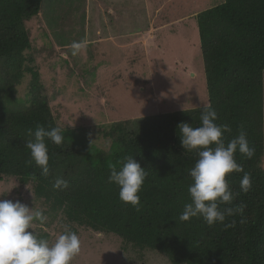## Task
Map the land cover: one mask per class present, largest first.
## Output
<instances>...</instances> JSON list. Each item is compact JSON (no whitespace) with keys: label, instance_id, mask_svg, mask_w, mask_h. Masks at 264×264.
<instances>
[{"label":"trees","instance_id":"trees-1","mask_svg":"<svg viewBox=\"0 0 264 264\" xmlns=\"http://www.w3.org/2000/svg\"><path fill=\"white\" fill-rule=\"evenodd\" d=\"M44 1L0 0V178L33 183L36 198L70 224L114 234L172 264H264V0H224L196 16L215 123L231 128L225 144L243 131L255 149L250 159L235 153L243 171L226 176L235 199L220 206L244 204L243 214L211 227L202 218L179 220L191 202L189 170L198 157L181 147L178 125L199 127L205 107L99 127L97 134L112 142L108 150L91 143L87 129H64L60 146L46 138L48 176L29 163L28 130L59 127L40 75L25 55L31 47L26 23L41 13ZM25 74L32 77L27 101L15 109V88ZM127 157L148 172L140 211L122 203L118 186L109 182L111 167L119 170ZM244 173L251 176L247 193L240 187ZM57 177L68 181L66 189L53 187ZM37 237L48 240L47 234Z\"/></svg>","mask_w":264,"mask_h":264},{"label":"rangeland","instance_id":"rangeland-1","mask_svg":"<svg viewBox=\"0 0 264 264\" xmlns=\"http://www.w3.org/2000/svg\"><path fill=\"white\" fill-rule=\"evenodd\" d=\"M224 0H45L26 23L31 47L25 55L40 75L62 130L87 129L88 140L108 150L99 127L147 116L204 108L209 104L197 14ZM73 41L84 48L72 55ZM31 75L15 88L14 107L27 101ZM264 167V159L262 162ZM0 200H20L47 219L34 221L51 245L65 228L81 251L72 264H172L114 234L70 224L35 195L33 183L0 178Z\"/></svg>","mask_w":264,"mask_h":264},{"label":"clouds","instance_id":"clouds-1","mask_svg":"<svg viewBox=\"0 0 264 264\" xmlns=\"http://www.w3.org/2000/svg\"><path fill=\"white\" fill-rule=\"evenodd\" d=\"M72 55L76 56L84 48L82 41H73ZM216 112L211 105L205 106L200 115V126L192 127L189 123L178 125L180 145L187 153H195L198 157L189 170L192 183L188 187L190 203L184 206L179 216L181 222L190 218H202L208 226L217 222L223 223L226 216L243 214L246 205H232L235 194L230 188L226 176L233 171L241 172L242 167L235 160V153L252 158L255 149L249 146L246 134L241 131L238 136L225 144L224 133H230L228 125H218ZM31 139L26 141L31 160L41 169V175L49 174V155L46 138L57 146L63 143L65 132L54 127L50 130L37 126L33 132L28 130ZM92 143V142H91ZM148 172L133 157H127L119 170L112 166L109 182L119 188V199L140 211V195ZM251 176L244 173L240 187L247 193L251 189ZM53 187L63 190L68 181L57 177ZM47 217L42 210H34L16 200H0V264H72L73 259L81 251L78 235L65 225L64 231L57 236L51 245L45 239L37 237L32 230L34 221L43 223ZM243 222V220L241 221ZM230 226V225H226Z\"/></svg>","mask_w":264,"mask_h":264}]
</instances>
